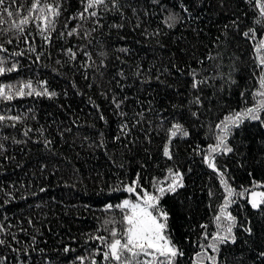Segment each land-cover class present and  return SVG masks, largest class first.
Listing matches in <instances>:
<instances>
[{"label": "trees", "instance_id": "16d2710c", "mask_svg": "<svg viewBox=\"0 0 264 264\" xmlns=\"http://www.w3.org/2000/svg\"><path fill=\"white\" fill-rule=\"evenodd\" d=\"M30 3L5 0L9 10H23L3 16L7 23L0 24V44L8 49L0 57L5 67L17 65L16 71L0 75V84L16 88L31 81L37 91L47 87L57 95L0 100V115L22 117L0 122V225L5 228L0 239L6 241L0 261L80 264L77 257L84 256L91 264L103 246L89 237L108 236L105 228L112 225L104 221L121 219V210L107 205L136 199L125 189L137 174L141 194L167 188L172 169L182 173L184 187L165 195L160 208L168 213L170 238L184 252L177 264H198L196 253L210 243L204 233L210 238L217 231L215 216L226 196L220 173L206 162L208 145L216 143V125L226 116L259 100L256 40L243 35L255 29L257 40L264 36V23H257L264 17L255 3L120 0L119 10H100L95 26L93 20L69 19L83 10L80 0H61L50 43L34 24L19 36L2 31L25 15ZM170 13L178 17L172 28L165 23ZM77 25L81 35L67 36ZM83 31L90 36L82 38ZM18 52L23 55H13ZM194 80L205 83L193 88ZM261 116L233 128L227 138L232 153L212 154L237 192L264 188V112ZM176 123L189 135L171 138L169 159L163 149ZM248 191L228 207L236 217V243L222 245L219 253L208 249L218 264H264L259 256L264 214L251 207ZM248 227L251 234L244 231ZM95 259L100 264L101 257Z\"/></svg>", "mask_w": 264, "mask_h": 264}, {"label": "snow or ice", "instance_id": "6c2138e0", "mask_svg": "<svg viewBox=\"0 0 264 264\" xmlns=\"http://www.w3.org/2000/svg\"><path fill=\"white\" fill-rule=\"evenodd\" d=\"M83 5V10L78 12L75 16L69 19H79L81 21L93 20L95 26H99L100 10L112 11L119 10L121 7L120 0H80ZM154 3H158L159 0H153ZM259 11V16L264 17V2L262 0H253ZM15 3V0H13ZM111 5V8L109 7ZM11 5L5 7V0H0V24L7 23L3 19V16L12 18L14 15H19L23 10L22 6H17L16 12L9 10ZM26 14L20 16L19 19L11 20L10 27L3 29L2 31L7 33L12 31L14 35L19 36L25 33V29L30 24H34L38 29L39 35L47 43L51 42V33L56 30L57 20L61 13V0H31V3L25 10ZM184 11H187L185 8ZM178 17L175 14H169L165 20L166 25L169 28L175 26ZM257 23H264V21L258 20ZM119 27V26H117ZM67 28V24L65 25ZM95 27L93 28V31ZM63 35V33H61ZM67 36L81 35L80 26L74 27L67 31ZM245 37H250L252 40H256L255 52L258 54V63L256 67L260 69L259 85L255 95L259 98L258 103L253 107L244 109L243 111L235 112L232 115L226 116L216 128L220 130V133L216 136V143L208 145V157L206 162L208 166L220 173V183L224 186L223 191L226 196L223 197V204L219 208V214L215 216V222L217 231L209 238L207 232L204 233V239H210L207 247H202L201 252L196 253L198 264H204V260L210 262V264H218L217 255L208 254V249H211L212 253H219L222 245L235 244L237 237L234 234V227L236 225V217L228 211V207L234 202V197H243L248 189L237 192L230 186L228 181L224 178V173L217 168L214 163V153H232L234 149L227 144V138L231 134L233 128H239L245 120L260 121L262 120L261 113L264 112V36L257 40L255 29H249L244 32ZM90 36V32L83 31L82 38ZM7 43L11 44L12 39H8ZM8 49L0 44V52H7ZM30 51L35 52L34 47L30 48ZM122 51H127L122 49ZM67 53L70 58L75 59L76 53L71 48L67 49ZM13 55H23L22 52L14 53ZM85 56H89L88 52H84ZM100 55H104L100 53ZM209 59H212L211 57ZM39 60V56H37ZM6 60L4 57H0V75H4L6 72L10 73L17 70V65L13 63L11 67H5ZM103 66V65H102ZM229 73V77H230ZM193 76L195 72L193 71ZM205 83L204 80L195 81L192 84L193 88H197L199 84ZM42 85L46 84L41 82ZM48 96L49 98L57 95L55 92H50L47 87H43L42 90L37 91L33 87L31 81L21 83L19 87L14 88L13 85L0 84V100L12 101L16 98H22L25 96ZM195 102L200 103L199 97ZM115 103V101H114ZM116 108L120 107L119 103L115 104ZM123 115V113L121 114ZM195 115V113H193ZM103 119V117H101ZM10 119L13 121H19L22 119L20 116L6 117L0 115V122ZM139 122V121H137ZM123 128H127V125H123ZM169 131V140L164 146L163 155L172 158L171 150V138L176 137L178 134L182 136H188L189 133L179 123L173 124ZM27 131L24 135H27ZM116 139H119L117 137ZM169 173L172 176L171 182L168 183L167 188L160 186L156 189V193L153 194L147 190H143V193L137 191L142 187L139 183V174L132 184L127 185L126 191L131 194H135L136 199H125L122 203L117 205H107L108 209L113 207L121 210V219L105 220L104 224H111L112 227L105 228V231L109 232L108 236L96 235L89 237L100 243L103 247H98L93 257L90 258L91 264H98L95 256L101 257L100 264H177L178 258L184 256V252L173 242L168 233V213L160 208L161 199L167 194L176 193L178 189L183 188V175L179 171L173 172L169 169ZM256 186L254 182V187ZM43 191V189H42ZM251 199L249 201L253 209L260 210L264 214V191L257 192L251 191ZM223 221H226L224 223ZM116 225H120L117 227ZM202 227L206 228V225ZM244 231L251 234V227L245 228ZM0 232H5V228L0 225ZM34 239V238H33ZM15 240V236H13ZM6 241L0 239V245H4ZM13 251H19L13 249ZM42 251V250H41ZM65 252L69 249L65 248ZM27 255V252H25ZM260 257H264V252L259 253ZM6 259V258H5ZM77 260L80 264H85L86 257L79 256ZM3 264V261H0Z\"/></svg>", "mask_w": 264, "mask_h": 264}, {"label": "rangeland", "instance_id": "374dc122", "mask_svg": "<svg viewBox=\"0 0 264 264\" xmlns=\"http://www.w3.org/2000/svg\"><path fill=\"white\" fill-rule=\"evenodd\" d=\"M251 191L261 192V191H264V188H262V187H255V188L249 190V191H248V199H249V201H250V199H251V196H250Z\"/></svg>", "mask_w": 264, "mask_h": 264}]
</instances>
